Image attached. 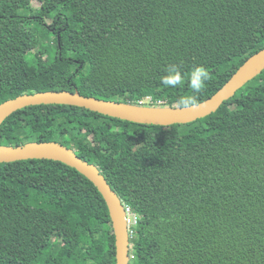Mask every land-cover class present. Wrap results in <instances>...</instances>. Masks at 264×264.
I'll list each match as a JSON object with an SVG mask.
<instances>
[{
	"label": "trees",
	"instance_id": "trees-1",
	"mask_svg": "<svg viewBox=\"0 0 264 264\" xmlns=\"http://www.w3.org/2000/svg\"><path fill=\"white\" fill-rule=\"evenodd\" d=\"M263 48L264 0H0V104L47 90L196 104ZM174 64L183 78L166 86ZM199 66L209 79L194 93ZM29 141L61 142L98 166L137 219L129 264H264V70L184 124L27 106L2 123L0 144ZM116 263L109 207L90 179L53 159L0 162V264Z\"/></svg>",
	"mask_w": 264,
	"mask_h": 264
},
{
	"label": "water",
	"instance_id": "water-1",
	"mask_svg": "<svg viewBox=\"0 0 264 264\" xmlns=\"http://www.w3.org/2000/svg\"><path fill=\"white\" fill-rule=\"evenodd\" d=\"M264 70V48L249 57L232 77L211 97L196 104L170 107L138 105L130 102L85 96L78 90H47L21 94L0 104V126L15 111L31 105L69 104L136 123L172 125L189 123L217 111L225 100ZM27 159H53L76 168L102 193L109 207L116 235V264H129L130 234L127 212L121 198L112 189L98 166L80 157L58 141H29L21 145L0 144V162Z\"/></svg>",
	"mask_w": 264,
	"mask_h": 264
},
{
	"label": "clouds",
	"instance_id": "clouds-1",
	"mask_svg": "<svg viewBox=\"0 0 264 264\" xmlns=\"http://www.w3.org/2000/svg\"><path fill=\"white\" fill-rule=\"evenodd\" d=\"M167 75L161 77L160 82L166 86L175 87L181 83L184 73L179 65H169L166 68ZM209 79L208 71L203 67H195L192 70V75L189 81V86L192 88L194 93H199L205 86ZM191 102L195 103V97L191 99Z\"/></svg>",
	"mask_w": 264,
	"mask_h": 264
},
{
	"label": "rangeland",
	"instance_id": "rangeland-1",
	"mask_svg": "<svg viewBox=\"0 0 264 264\" xmlns=\"http://www.w3.org/2000/svg\"><path fill=\"white\" fill-rule=\"evenodd\" d=\"M36 32L40 36L41 48L42 49L51 48V46H52V50H53V43L52 42L54 40V36H52V35H49V36L45 35L46 29L43 28V26H40L39 28H36ZM29 57H31V55H29Z\"/></svg>",
	"mask_w": 264,
	"mask_h": 264
},
{
	"label": "built area",
	"instance_id": "built-area-1",
	"mask_svg": "<svg viewBox=\"0 0 264 264\" xmlns=\"http://www.w3.org/2000/svg\"><path fill=\"white\" fill-rule=\"evenodd\" d=\"M162 102H163L162 100L155 101L154 99H152V98L149 97V98L141 101V105H147V104H151V103L161 104ZM125 209H126V212H127L128 226L130 227L131 226V223H133V222L136 223L137 219H136V217L134 215H133L134 218L130 216V214L132 212L130 206L125 207Z\"/></svg>",
	"mask_w": 264,
	"mask_h": 264
}]
</instances>
